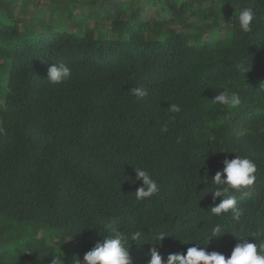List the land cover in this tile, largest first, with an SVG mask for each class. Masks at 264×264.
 Returning <instances> with one entry per match:
<instances>
[{
  "label": "trees",
  "instance_id": "1",
  "mask_svg": "<svg viewBox=\"0 0 264 264\" xmlns=\"http://www.w3.org/2000/svg\"><path fill=\"white\" fill-rule=\"evenodd\" d=\"M54 63L68 81L47 80ZM224 89L240 105L213 103ZM0 128V264H84L114 228L141 233L133 264L196 242L227 258L264 232V0H0ZM236 155L257 164L231 190L239 220L210 213L212 177ZM134 166L158 193L135 199Z\"/></svg>",
  "mask_w": 264,
  "mask_h": 264
},
{
  "label": "clouds",
  "instance_id": "2",
  "mask_svg": "<svg viewBox=\"0 0 264 264\" xmlns=\"http://www.w3.org/2000/svg\"><path fill=\"white\" fill-rule=\"evenodd\" d=\"M256 12L253 7H244L239 11L238 24L239 29L243 33L253 31V25L256 21ZM238 69L242 74H246L250 69L243 63L238 65ZM47 80L51 84H61L71 78V69L64 63H54L49 65L47 69ZM130 94L138 99L147 96L148 89L143 86L132 87ZM213 103L220 104L227 108H236L241 103L238 92L224 89L220 91L213 99ZM169 111L179 113L181 107L172 103L169 105ZM167 131V128H162ZM3 128H0V133ZM224 167L218 170L212 177V183L215 186L210 193L214 204L210 206V213L215 216H221L231 212L232 218L239 220L243 214V209L239 207V201L235 195L231 194V190H240L253 185L256 180L257 164L250 157L236 155L235 158H225ZM135 180L141 181L139 187L134 191L135 199L141 201L152 197L159 192V185L149 172V170L134 166ZM135 183V181H132ZM219 203H215L217 198ZM220 224H216L212 228L211 236L219 237L223 234ZM163 234L155 237L156 241L161 240ZM254 239L249 240L248 237L238 239L230 256H226L218 251H208L206 247L195 240L193 246L188 247L186 253L172 252L164 259L156 247L149 249L150 259L147 264H264V232L253 234ZM130 241H141V233H126L120 229H112L105 235L102 240L98 241L95 246L88 250L84 256V264H133L129 244ZM62 255L55 254L51 260V264H65Z\"/></svg>",
  "mask_w": 264,
  "mask_h": 264
},
{
  "label": "rangeland",
  "instance_id": "3",
  "mask_svg": "<svg viewBox=\"0 0 264 264\" xmlns=\"http://www.w3.org/2000/svg\"><path fill=\"white\" fill-rule=\"evenodd\" d=\"M153 11H154V9L149 10V11L146 13V16H151V15L153 14ZM205 40H206V41H209V40H210V37H209V36H206V37H205Z\"/></svg>",
  "mask_w": 264,
  "mask_h": 264
}]
</instances>
